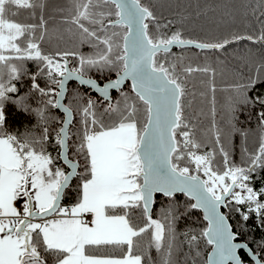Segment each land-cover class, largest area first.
<instances>
[{
	"label": "snow or ice",
	"instance_id": "obj_1",
	"mask_svg": "<svg viewBox=\"0 0 264 264\" xmlns=\"http://www.w3.org/2000/svg\"><path fill=\"white\" fill-rule=\"evenodd\" d=\"M71 2L73 8L64 23L81 45L92 48L89 54L42 52L38 41L48 35L45 0H0V264H49L48 257L51 264H157L150 249L158 253V264H178L175 257L185 243L189 249L185 264H199L202 241L211 246L202 264H246L242 251L254 264H264L247 241L240 240L241 231L247 230L243 224L253 214L257 226L264 229V184L258 189L252 186V174L264 169V112L259 114L262 132L256 151L248 153L245 148L247 157L237 164L230 159L222 140L224 130L215 119L216 68L208 63L194 67L184 55L172 52L174 47L223 51L244 40L264 46V11L256 15L264 9V0H257L251 9L259 25L257 34L232 33L217 40L187 37L177 27L178 13L165 18L143 0ZM36 8L41 10L39 24L11 18L19 9ZM185 19L181 17V23ZM69 56L78 57L79 67H69ZM29 60L38 69L31 77L30 92L48 98L43 107L33 110L39 132L17 135L5 128L3 108L9 94L17 92L13 81L27 72L23 62ZM251 64L250 74L230 86L233 94L227 98L226 125L233 132L240 131L235 126L237 105L253 102L248 91L264 73V59ZM91 68L114 69L116 78L101 87L86 77ZM194 73L209 78L212 120L208 129L199 127L202 113L185 114L196 98V92L187 89V79ZM40 76L55 87H41ZM71 80L100 93L106 106L101 110L96 100L88 97L85 102L79 93L72 98L81 100L79 107L73 108L72 99L64 103ZM129 80L130 92L122 91ZM111 89L120 90V99L114 103ZM189 95L192 99H186ZM199 96L206 93L201 91ZM26 99L15 102L23 104ZM255 102L264 105V98L257 97ZM49 107L60 110L62 118L47 115ZM74 113L79 116L75 131ZM52 120L59 121L55 130L50 129ZM50 135L55 156L48 151ZM209 142L211 150L202 151ZM57 160L68 170L57 166ZM74 178L80 181L76 202L61 206ZM178 193L187 198L184 215L202 211L207 223L198 233H177L179 205L174 198ZM158 194L171 202L153 218ZM18 200H22V211L16 206ZM137 211L143 226L133 222ZM233 212L241 217L237 231L230 222ZM146 233L147 245L137 253L138 238ZM108 248L124 251L120 256L90 251Z\"/></svg>",
	"mask_w": 264,
	"mask_h": 264
},
{
	"label": "trees",
	"instance_id": "obj_2",
	"mask_svg": "<svg viewBox=\"0 0 264 264\" xmlns=\"http://www.w3.org/2000/svg\"><path fill=\"white\" fill-rule=\"evenodd\" d=\"M146 4H151L158 15L165 18H173L176 16L177 27H182L187 37L200 39V40H217L222 36H227L232 33L238 34H257L259 25L257 24L251 9L256 6L257 0H143ZM73 8L71 0H45V7L43 9V17L47 21L48 35L45 36L43 41H38L42 52L53 53L56 50H68L77 51L83 54H89L93 50L88 45H81L77 35L69 33L67 29L70 27L64 23V18L69 16V9ZM14 10V9H13ZM260 11L264 9H258L256 15H259ZM33 12L35 15H33ZM227 13V14H226ZM247 13V15H245ZM41 10L36 8L32 9H19L18 14L11 17L16 22L31 24H39ZM199 14V15H198ZM181 17H187L181 23ZM234 17V19H233ZM74 27V26H73ZM39 35V30L37 31ZM251 49V52H249ZM173 54L184 55L186 63L191 62L195 67L197 65H204L208 63L216 68L217 74L215 76L216 85V121L223 132V144L230 153V159L237 164L241 163L242 158L246 159L247 153L244 149H247L248 153L256 151L259 143V137L262 129L259 127V114L264 112V105H261L256 101L257 97L264 98V73H261L260 79L255 86L250 87L248 91V97L250 102L248 104H238L235 112V126L240 131L233 132L227 125V113L226 104L227 98L233 93L230 91V86L242 82L249 74L252 68L251 61L259 62L264 59V46L259 44H252L251 42L244 40L235 42L226 47L223 51L213 50H200L194 47L188 48H173ZM8 54V53H5ZM251 57V61L249 59ZM75 64L79 63L76 57L68 59ZM20 63L18 61H14ZM24 67L27 72H22L20 79L14 80L13 83L17 87V92L10 93V100L5 101L3 111L5 113V128L13 133L20 135L25 131L39 132L37 127L39 121L38 117L33 111L37 107H43L42 96L36 92L31 91V74L37 72V63L35 61H24ZM79 66V64H78ZM116 74L114 69L105 68L103 71H98L96 68L87 70L86 76L97 79L102 82L106 79L113 78ZM37 79L45 82L44 76L37 77ZM40 81V82H41ZM41 82V83H42ZM209 78L202 73H194L187 79V89L189 93L195 91L196 98L193 107L186 110V115L191 117L194 112L202 113L199 116L198 124L200 128L208 129L211 126V106L210 99L212 93L208 91ZM124 92H130L131 86L127 82L121 89ZM204 91L206 97H200L199 93ZM76 93L84 97V101L88 97H94L101 105V110L106 106L107 102L101 98L94 96L90 90L79 85L77 82L71 81L68 85V90L65 95V103H68ZM27 96V99L23 104L16 103L21 97ZM120 99V90L112 93V102ZM186 99H192L189 95ZM81 103L80 99H72L73 108L79 107ZM27 107V111L25 110ZM47 115L52 117L62 118V113L55 108L49 107ZM79 116L74 113V125L72 130L75 131L78 126ZM50 129L55 130L59 127L58 120H52L49 122ZM246 132V137L242 133ZM199 135V132H198ZM74 139V137H73ZM202 139L209 140L208 137ZM211 143H208V147L202 149V151L211 150ZM48 151L53 155H57V149L52 142L51 135L49 137ZM71 155V153H70ZM78 159H81L77 157ZM219 159V157L217 158ZM82 163V159H81ZM57 166H62L67 171V167L62 164V161H56ZM183 166V165H182ZM253 176V187L259 188L264 184V169L258 170ZM80 183L78 178H74L71 182L69 189L65 190V196L62 198V204L73 205L76 202L78 192L77 185ZM175 202L179 205L177 209V215L179 219L176 221L177 233H183L185 230H199L206 226V221L203 220L200 211L192 210L187 215H184L185 204L187 198L183 194H176ZM170 200L158 194L154 197V203L152 208L153 218H157L163 209L168 207ZM225 213L228 209L224 210ZM133 222L137 226H143V219L141 218L139 211L134 216ZM230 222L233 224V230H240L238 224H241V217L235 212L230 217ZM246 231H241L240 240L247 241L250 248L254 252L258 253L261 259H264V229L257 226V220L253 214L251 219L243 224ZM179 240H183V237H178ZM149 240V234H144L138 238V247L135 251L138 253L142 251ZM210 246L206 245L203 241L199 245L201 251V257L199 258V264H202ZM97 254H110L120 256L123 254L122 249H90ZM189 249L187 244H181L180 252L176 255L175 259L178 264H185V253H188ZM245 261L249 264H254L247 255L242 251L240 253ZM150 255L153 261L158 264L159 257L155 249H150ZM48 262L51 264V257H48Z\"/></svg>",
	"mask_w": 264,
	"mask_h": 264
},
{
	"label": "water",
	"instance_id": "obj_3",
	"mask_svg": "<svg viewBox=\"0 0 264 264\" xmlns=\"http://www.w3.org/2000/svg\"><path fill=\"white\" fill-rule=\"evenodd\" d=\"M174 48H180V47H174ZM86 77H88V76H86ZM91 78H92V77H91ZM115 78H116V74H115V76H114L113 78L106 79V80H104V81H102V82H99V81H98L97 79H95V78H93V79L97 80L98 84L102 87L104 83L108 82L109 80L115 79ZM71 81L77 82V83L80 85L79 81H77V80H71ZM71 81H69L68 84L66 85L67 90H68V85H69V83H70ZM127 82H129V83H130V86H131V81L129 80V81H125L124 85H122L121 88H123ZM81 86H85V87H87L88 89H90L91 92L96 93L100 98H102V96L100 95V93L96 92V91H95L94 89H92L90 86H88V85H81ZM112 91H118V90L111 89V90H110V94H111ZM66 93H67V91H66ZM66 93H65V95H66ZM63 102H64V101H63ZM64 103H65V102H64ZM57 110H58V109H57ZM58 111H60V110H58ZM60 112H61V111H60ZM61 113H62V112H61ZM61 202H62V200H61ZM152 208H153V206H152ZM199 211H200V213H201V216L203 217V213H202V211H201V210H199ZM221 211L224 212V208H222ZM241 241H243V240H241ZM210 251H211V246H210V248H209V250H208L207 253H209ZM247 256H248V255H247ZM248 258L254 263V261L251 259L250 256H248ZM246 264H249V262L246 261Z\"/></svg>",
	"mask_w": 264,
	"mask_h": 264
},
{
	"label": "built area",
	"instance_id": "obj_4",
	"mask_svg": "<svg viewBox=\"0 0 264 264\" xmlns=\"http://www.w3.org/2000/svg\"><path fill=\"white\" fill-rule=\"evenodd\" d=\"M71 58H73L72 56H69L68 57V59H71ZM69 61V60H68ZM78 64L79 63H77V64H75L74 62H70V68L71 67H79L78 66ZM35 73H32L31 74V77H32V75H34ZM45 78V77H44ZM46 79V78H45ZM47 81V80H46ZM32 79H31V81H30V85H32ZM37 83H39V81H38V79H37ZM40 84V86L42 87V84H41V82L39 83ZM49 86H51V87H55L54 85H49ZM58 90V89H57ZM48 97H44V100H46ZM16 206L18 207V209H20L21 211H22V204H21V201L20 200H18L17 202H16ZM66 207H68V206H66ZM86 219L87 220H89L90 221V216L89 217H86Z\"/></svg>",
	"mask_w": 264,
	"mask_h": 264
},
{
	"label": "flooded vegetation",
	"instance_id": "obj_5",
	"mask_svg": "<svg viewBox=\"0 0 264 264\" xmlns=\"http://www.w3.org/2000/svg\"><path fill=\"white\" fill-rule=\"evenodd\" d=\"M100 82V81H99ZM122 89V88H121ZM90 90V89H89ZM119 91V90H118ZM91 92V91H90ZM113 92H117V91H112L111 92V94H110V96H111V99H112V93ZM93 94H94V96H97V97H99L96 93H94V92H92ZM100 98V97H99ZM92 99L94 100V97H92ZM102 100H103V98H101Z\"/></svg>",
	"mask_w": 264,
	"mask_h": 264
},
{
	"label": "rangeland",
	"instance_id": "obj_6",
	"mask_svg": "<svg viewBox=\"0 0 264 264\" xmlns=\"http://www.w3.org/2000/svg\"><path fill=\"white\" fill-rule=\"evenodd\" d=\"M20 43H21V45L23 46V40H21V41H19ZM21 201V203H22V200H20ZM64 206V205H63Z\"/></svg>",
	"mask_w": 264,
	"mask_h": 264
},
{
	"label": "crops",
	"instance_id": "obj_7",
	"mask_svg": "<svg viewBox=\"0 0 264 264\" xmlns=\"http://www.w3.org/2000/svg\"><path fill=\"white\" fill-rule=\"evenodd\" d=\"M17 202V201H16Z\"/></svg>",
	"mask_w": 264,
	"mask_h": 264
}]
</instances>
